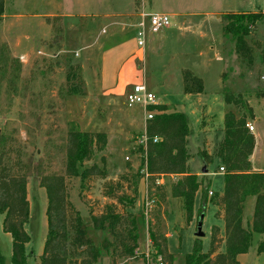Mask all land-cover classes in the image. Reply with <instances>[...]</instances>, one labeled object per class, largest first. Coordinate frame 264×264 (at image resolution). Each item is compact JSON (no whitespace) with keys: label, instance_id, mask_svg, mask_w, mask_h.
<instances>
[{"label":"rangeland","instance_id":"obj_1","mask_svg":"<svg viewBox=\"0 0 264 264\" xmlns=\"http://www.w3.org/2000/svg\"><path fill=\"white\" fill-rule=\"evenodd\" d=\"M142 7L171 19L166 30L148 33L144 49L137 46L134 28ZM246 12L260 14L247 37L255 49L250 66L241 63L235 44L223 39L226 15ZM185 71L203 81L202 94L184 93ZM139 83L169 113L197 110L190 116L194 136L189 166L192 173L207 177L203 184L209 192L203 206L200 191L201 205L197 202L190 222L183 200L171 190L180 177L163 176L148 191L144 109L128 108L126 102L132 85ZM225 94L240 102L226 106ZM228 112L255 127L252 162L264 171V0H5L0 16V137L12 160L22 159L28 176V264H40L48 233L47 193L40 178L65 175L72 131L106 136L103 149L96 140L91 159L79 167L80 173L97 167L103 175L66 179L68 200L100 251L94 264H158L162 255L153 233L167 240L172 264H186L197 239L207 253L213 227H224L209 193L222 194L225 179L217 157L202 173L206 164L198 147L215 154ZM110 193L119 199L108 197ZM245 201L248 223L255 198ZM108 216L95 228L96 220ZM4 217L0 214V253L12 264L13 241L3 231ZM200 221L203 236L197 238ZM259 240L255 235L250 251L238 256L239 264H264V254L256 252ZM84 250L71 246L72 257L83 260L88 254H77Z\"/></svg>","mask_w":264,"mask_h":264},{"label":"trees","instance_id":"obj_2","mask_svg":"<svg viewBox=\"0 0 264 264\" xmlns=\"http://www.w3.org/2000/svg\"><path fill=\"white\" fill-rule=\"evenodd\" d=\"M4 5L5 0H0V16L4 14ZM259 16L260 14L255 13H230L225 17L223 39L235 44L236 53L243 65L250 66L254 62L255 49L248 42L247 37L250 35V29L256 27ZM203 92V81L194 76L192 72L185 71L184 93L198 95ZM224 99L227 105L240 102L231 94H225ZM149 110L156 111L157 114L146 122V141L142 146L146 154L145 175H147L148 191L163 176L180 177L172 185L171 190L174 198L183 200L187 220L190 222L196 194L199 191L202 192V205L204 206L207 203L209 192L203 184L205 179L200 180L199 176L190 171L188 138L194 135L191 121L185 113H169V108L164 105L151 106ZM247 124L245 117L237 118L233 112H228L225 116L224 137L215 154L208 155L205 151H199L206 165L211 164L215 157L222 163L219 172L221 168L224 169V191L221 195L213 193L214 197L211 202L218 207L217 216L222 217L225 229L222 233L218 226L213 227L211 245L207 253L203 251L201 240L197 239L192 252L185 257L186 264H239L238 256L250 251L255 235L262 238L258 243L257 253L264 254V173L253 171L250 158L254 153L256 140L247 128ZM156 138L158 141L154 142ZM4 140L5 138L1 136L0 214L5 216L3 231L12 237V264H28L26 248L31 242V237L25 229L30 218L28 176L23 171L22 159L16 157L12 160L5 151ZM96 140L103 142L101 147L103 149L106 143L105 135L99 134L95 137L88 133L72 131L67 139L65 175H42L40 178V186L46 190L48 200L46 212L48 233L40 264H94L99 258L100 251L86 232L87 226L83 218L68 200L66 186L67 178L80 176L85 179L102 173L97 167L79 172V167L91 159ZM142 178L143 176L140 179ZM108 197L119 199L111 193ZM247 197L255 198V207L252 220L245 223L244 204ZM202 208L199 211L200 217ZM71 214H73L72 217ZM110 216L113 217L112 219L118 218V216L114 217L113 213ZM110 216L103 217L101 222L96 220L95 228L102 227L105 220L111 218ZM131 222L136 225L135 218ZM112 226L115 225L112 224ZM69 229L74 230V237H71ZM118 235L116 233L115 237ZM152 239L165 263L172 264L173 258L167 252V240L165 238L161 240L155 233L152 234ZM133 240L137 241L134 235ZM159 241H162L161 245ZM223 243L225 251L221 252ZM71 246L78 249L85 247V250L77 255L88 254L87 257L83 260L74 259ZM132 252L133 250L131 254ZM0 264H6L1 253Z\"/></svg>","mask_w":264,"mask_h":264},{"label":"built area","instance_id":"obj_3","mask_svg":"<svg viewBox=\"0 0 264 264\" xmlns=\"http://www.w3.org/2000/svg\"><path fill=\"white\" fill-rule=\"evenodd\" d=\"M171 26V19L169 15L163 13H148L142 12L138 21L136 22L134 28L137 34V46L141 49H144L147 44L148 33L158 34ZM128 108H134L136 106H142L145 114V121L153 119L154 115L157 114L156 111L149 110L151 106H157L155 94L148 88L145 83L134 84L131 87V90L127 93L126 98ZM247 128L251 133L255 131V127L248 123ZM146 141V136H145ZM156 138L154 142H157ZM221 171H224L221 168ZM147 179V175H146ZM147 193V192H146ZM213 195V192L209 193ZM147 199V195H146ZM158 264H166L162 256H159L157 259Z\"/></svg>","mask_w":264,"mask_h":264},{"label":"crops","instance_id":"obj_4","mask_svg":"<svg viewBox=\"0 0 264 264\" xmlns=\"http://www.w3.org/2000/svg\"><path fill=\"white\" fill-rule=\"evenodd\" d=\"M142 9H143V11L142 12H146V10H145V8L144 7H142ZM247 13V12H246ZM165 14V13H164ZM219 59H221V58H219L218 57V61H221V60H219ZM222 82H221V85H220V88L222 87ZM184 91V90H183ZM187 96H190V95H187ZM166 105H168V104H166ZM169 106V105H168ZM226 106H228V105H226ZM196 111L197 110H195V109H192L191 111H190V113H187V112H182V111H175V112H182V113H185V114H187L188 115V117H189V119H190V116L192 115V114H195L196 113ZM190 121H191V119H190ZM192 136H194V135H192ZM205 139V138H204ZM188 141L190 142V137L188 138ZM188 146H189V144H188ZM255 148H256V145H255ZM202 151V150H206V149H204V148H200V146L198 147V152L199 151ZM254 154H255V149H254V153H253V155L251 156V158H250V160H251V163H252V168H253V171L254 172H263L264 173V171L263 170H261V169H257V168H255L254 166H253V162H252V159H253V157H254ZM194 174V173H193ZM197 176H199V179L200 180H202V179H206L207 177H205V176H201L199 173H195ZM220 174H223V172H220ZM145 178V177H144ZM145 181H146V185H147V179L145 178ZM198 194H200V196L198 195ZM221 195V194H220ZM198 196H199V198H198ZM209 200V199H208ZM197 202H199V204L201 205V192L199 191L197 194H196V202H195V206H196V204H197ZM252 214H253V212H252ZM251 214V215H252ZM220 219L221 220H223L222 219V217H220ZM252 219V218H251ZM220 229H221V231H223L224 232V229H225V223H224V227H219ZM262 239V238H261ZM260 241V240H259ZM259 241H258V243H259ZM258 243L256 244L257 246H258ZM257 246H256V248H257ZM225 244L223 243V245H222V248L220 249V251L221 252H224L225 251ZM257 252V251H256ZM257 255L259 256V254L257 253ZM257 256V257H258ZM240 257V256H239ZM239 257H238V261H239Z\"/></svg>","mask_w":264,"mask_h":264},{"label":"water","instance_id":"obj_5","mask_svg":"<svg viewBox=\"0 0 264 264\" xmlns=\"http://www.w3.org/2000/svg\"><path fill=\"white\" fill-rule=\"evenodd\" d=\"M208 172V170H207V165H205L204 166V168H203V170H202V173L203 174H206ZM201 220V219H200ZM203 236V234H202V222L200 221L199 223H198V226H197V233H196V237L197 238H200V237H202Z\"/></svg>","mask_w":264,"mask_h":264}]
</instances>
